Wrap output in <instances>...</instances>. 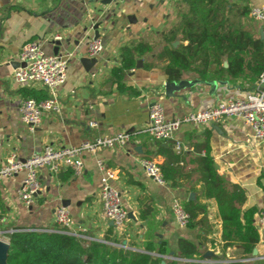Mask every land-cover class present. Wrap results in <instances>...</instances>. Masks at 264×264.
Wrapping results in <instances>:
<instances>
[{"label":"crops","instance_id":"crops-1","mask_svg":"<svg viewBox=\"0 0 264 264\" xmlns=\"http://www.w3.org/2000/svg\"><path fill=\"white\" fill-rule=\"evenodd\" d=\"M241 4L251 9L264 6V0H245ZM180 5V0H0V165L11 154L25 160L48 144L63 147L119 131L133 133L126 145L86 153L81 174L68 167L57 174L41 169L42 190L29 207L17 197L23 173L2 178L0 230L36 227L55 231V208L63 204L70 212L73 235L85 239V245L88 241H104L111 229L112 238L122 239V245L133 250H142L147 239H160L168 243L171 257L178 239L184 237L200 245L205 259L243 258L240 245L222 248L218 205L215 199L202 196L194 162L198 153L193 143H201L204 132L210 130L215 167L219 174L246 190L242 208L243 212L256 209L254 222L259 210L264 209V190L260 185H264V144L254 139L251 128L236 116H222L204 125H183L167 142H157L141 131L148 123L149 108L154 102L162 104L168 118L182 117L212 109L222 101L243 98L256 82L249 75L203 81L192 71L183 72L178 80L168 79L164 70L167 62L157 58L167 45L160 43V34L179 24ZM251 18L250 15L248 28L261 36V23ZM56 33L63 40L60 52L72 53L67 80L57 90L62 111L45 112L41 124L30 129L21 119V89L43 88L36 84L19 85L13 81V73L20 65L19 54L26 42L39 40L46 53H53L51 41ZM96 33L103 50L92 57L88 42ZM140 40L154 48L140 58L142 67L126 73L124 86L119 87L112 70L121 64V47ZM85 57L96 58L90 69L82 63ZM146 63L153 67L144 68ZM170 82L174 87L168 91ZM93 121L97 125H91ZM177 140L183 143L184 159L176 161L171 153H178ZM141 157H150L165 167L174 162L178 170L176 185L169 181L161 185L150 178L140 165ZM97 159L116 173L111 185L119 191L128 215L119 233L102 210ZM192 186L194 190L190 189ZM175 198L205 204L206 213L197 217V221L205 217L204 222L180 227L172 213ZM146 207L150 213L142 219L141 209ZM256 248L255 257L264 256V244L259 243ZM206 252L212 255L205 256ZM253 261L264 264V260ZM0 264H8L6 253L1 251Z\"/></svg>","mask_w":264,"mask_h":264},{"label":"trees","instance_id":"trees-1","mask_svg":"<svg viewBox=\"0 0 264 264\" xmlns=\"http://www.w3.org/2000/svg\"><path fill=\"white\" fill-rule=\"evenodd\" d=\"M243 1L180 0L181 20L178 25L160 34V43L167 45L157 55V58L167 62L164 70L169 80L180 79L186 71L194 72L203 81L248 75L258 78L264 69V39L248 28L251 9L247 4H241ZM176 40L180 42L173 46ZM153 48V44L144 40L121 47V64L112 70L119 87L124 86L123 78L136 68L137 60L152 52ZM152 67V63L144 65L146 69ZM21 92L24 98L40 100L47 96L44 89L24 87ZM210 137V130H206L204 140L193 143L198 153L194 162L202 196L217 202L222 220V248L240 245L243 258H249L261 242L260 231L253 221L256 209L243 212L246 190L219 174ZM171 156L176 161L184 159L181 152L171 153ZM173 164L161 166L165 179L172 186L176 185L178 173ZM260 185L264 190V185ZM183 204L190 215L188 226L204 222L205 217L198 221L197 217L206 213L205 204L191 200ZM149 213V208H142L140 216L146 219ZM111 234L113 231L110 229L104 241H88L85 245V239L59 231H17L10 234L6 261L8 264H262L260 261L228 259L207 262L200 245L184 237L178 239L177 250L171 257L168 243L160 239H147L142 250H133L123 246L122 239L112 238Z\"/></svg>","mask_w":264,"mask_h":264},{"label":"built area","instance_id":"built-area-1","mask_svg":"<svg viewBox=\"0 0 264 264\" xmlns=\"http://www.w3.org/2000/svg\"><path fill=\"white\" fill-rule=\"evenodd\" d=\"M114 2L118 0H113ZM251 17L261 23L264 29V6L252 7ZM62 36L56 33L53 40H59ZM103 50L101 41L93 38L88 42V54L96 56ZM70 52L46 53L43 44L39 40L26 42L20 51V65L14 70L13 81L19 85H40L47 93L43 99L33 97L24 98L20 104L21 119L30 129L38 127L45 112L60 114L62 106L58 98L57 90L67 80ZM222 116H236L248 125L254 139L264 144V69L256 79L254 87L243 98L222 101L216 107L186 114L182 117L168 118L160 102H154L149 108L148 123L141 129L157 142H167L174 138L175 133L186 124L204 125L215 121ZM91 125H97L93 121ZM131 132L119 131L113 135H103L91 140H84L77 145L54 147L46 145L41 151L32 154L22 160L16 154H11L5 163L0 165V180L23 173L20 186L17 190L18 199L29 207L42 190L39 172L46 168L51 173L57 174L64 167L71 168L75 174L83 172V157L86 153H97L100 149L112 148L116 145H126L132 137ZM183 143L175 141V150L179 153ZM140 165L144 172L161 185H167V180L161 169V165L150 157H141ZM97 168L101 173L100 198L105 217L112 223L117 233L123 231L127 220V210L122 204L120 193L111 185L116 178L113 169L108 168L101 159L96 160ZM172 213L180 227H187L190 215L183 202L175 198L172 202ZM55 231L73 234L71 231V216L68 208L59 204L55 208ZM261 234V242L264 244V210L256 221ZM17 231H51L36 227L0 230V242L10 244V234ZM264 260V256L241 258L237 261L248 262ZM213 262V260H207Z\"/></svg>","mask_w":264,"mask_h":264},{"label":"water","instance_id":"water-1","mask_svg":"<svg viewBox=\"0 0 264 264\" xmlns=\"http://www.w3.org/2000/svg\"><path fill=\"white\" fill-rule=\"evenodd\" d=\"M95 38H98V33H96ZM261 38L264 39V29L262 27H261ZM51 43H53V45H54L53 53L54 54L59 53L60 50L63 47V40L62 39L52 40ZM178 43H179L178 41H175L173 43V46H177ZM95 62H96V58H88V57H85V58L82 59V63H83V65H84V67L86 69H90V67L92 66L91 63H95ZM136 66L138 68L139 67H142V59H138L137 60ZM224 66L226 67L227 64H224ZM173 87H174V84L173 83L170 82V83L167 84L168 91H170ZM129 216L131 217L132 215L129 214ZM8 248H9V244L0 242V251L3 252L4 254L6 253V256H7ZM173 254L174 253L171 252V255H173ZM257 254H258V250H257V248H254V250L252 252V256H256ZM208 255H212V253L211 252H206L205 256H208Z\"/></svg>","mask_w":264,"mask_h":264}]
</instances>
